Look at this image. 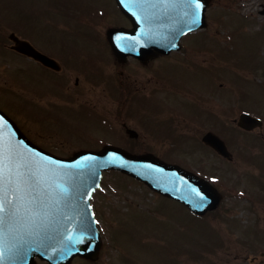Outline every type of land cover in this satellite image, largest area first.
Returning <instances> with one entry per match:
<instances>
[{
  "label": "rangeland",
  "instance_id": "rangeland-1",
  "mask_svg": "<svg viewBox=\"0 0 264 264\" xmlns=\"http://www.w3.org/2000/svg\"><path fill=\"white\" fill-rule=\"evenodd\" d=\"M100 12L105 19L97 16ZM263 12L264 0H212L206 28L183 39L185 50L142 64L132 57L118 62L111 53L105 31L121 21L111 0H0V108L30 138L62 157L79 145L97 149L102 138L137 151L157 142L152 147L157 156L185 168L202 166L222 194L218 206L199 217L121 172H106L91 198L103 259L112 264H249L264 251L259 229L264 230V204L260 198H238L242 189L260 195L258 187L264 186L263 177L253 175L260 168L264 175L263 154L247 151L264 152V125L244 132L234 122L244 111L264 121ZM11 32L55 57L63 72L46 73L14 54ZM86 53L99 65L83 64L80 55ZM198 104L206 108L200 110L204 115ZM75 106H82V113ZM88 108L96 113L93 121L84 114ZM100 118L120 136L112 138L99 126ZM154 121L159 135L144 128ZM123 123L138 132V140L126 138ZM168 126L181 136L176 144L166 134L165 144L158 139ZM211 129L225 135L234 160L203 146L200 138Z\"/></svg>",
  "mask_w": 264,
  "mask_h": 264
},
{
  "label": "water",
  "instance_id": "water-1",
  "mask_svg": "<svg viewBox=\"0 0 264 264\" xmlns=\"http://www.w3.org/2000/svg\"><path fill=\"white\" fill-rule=\"evenodd\" d=\"M199 1L202 5L196 0L188 8V3L180 0H150V5L142 6L139 0H117L133 29L108 30L116 55L133 52L125 48L129 38L135 41L136 54L150 53L153 44H157V52H168V43L162 48L158 45L168 41L172 47L177 46L183 33L205 25L208 0ZM145 37L150 38L142 40ZM9 38L14 42L13 49L57 66L26 40L13 33ZM252 124L251 118L241 115V126L249 128ZM203 141L226 154L217 138L212 140L208 134ZM27 143L17 127L0 113V264L31 263L34 255L55 264H68L77 254L94 258L100 237L88 200L99 186L101 170L108 167L144 181L197 213L213 209L220 199L210 184L148 155H132L107 146L100 152H83L68 160Z\"/></svg>",
  "mask_w": 264,
  "mask_h": 264
},
{
  "label": "flooded vegetation",
  "instance_id": "flooded-vegetation-1",
  "mask_svg": "<svg viewBox=\"0 0 264 264\" xmlns=\"http://www.w3.org/2000/svg\"><path fill=\"white\" fill-rule=\"evenodd\" d=\"M111 2H112V4H113V6L115 7V9H117V11H118V8H117V6H116V2H115V0H111ZM123 16L121 17V21L120 22H116V23H113L112 24V26H125V27H130L131 26V24H130V22H129V20L128 19H126L125 17L123 18ZM174 54V52H172V53H170V54H168L169 56H171V55H173ZM96 59H97V57H94V58H88V57H85V58H83V59H81L82 61V63H86V61L87 60H90L91 62H94V63H96V64H98L99 65V63H97L96 62ZM153 59V58H152ZM33 60V59H32ZM80 60V59H79ZM151 60V59H150ZM33 61H35V60H33ZM35 64H39V65H41L38 61H35L34 62ZM147 63V62H146ZM146 63H144V64H146ZM203 64V63H202ZM203 65H205V64H203ZM41 66H43V65H41ZM44 67V66H43ZM44 68H46L47 69V71H51V72H53V73H56L57 74V76L58 75H60L62 72H63V68L61 67V69L60 70H57V71H55V70H51L50 68H47V67H44ZM74 86H77L78 85V77H75V79H74ZM144 97H146V98H149L148 96H146V95H144ZM118 99V98H117ZM119 99H120V97H119ZM148 100H152V99H148ZM147 100V101H148ZM77 103H80V101L79 102H77ZM64 104H66V103H64ZM67 105V104H66ZM75 108H79L78 106H75ZM92 108H94V107H92ZM200 110H206V108L204 107V106H200L199 104H198V113H199V115H204L205 114V112H203V111H200ZM149 114V113H148ZM193 118V120H198L199 119V117H192ZM188 121H190V122H192L190 119H188ZM194 121V122H195ZM220 121H221V124H222V109H221V119H220ZM125 123H123V125H124ZM154 123L153 122H150L149 124H148V126H144V128L149 132V133H151V134H155V129H157V127H152V125H153ZM177 131H184L183 129H177ZM207 131H214V130H206V132ZM206 132H204V133H206ZM203 133V134H204ZM138 138V136L135 138V139H137ZM143 144H141V146H142ZM150 146H152V147H155V146H158V143L157 142H155L154 144H150ZM152 147H149V148H144L143 149V151H144V153H149V154H156V151H155V149L154 148H152ZM256 151H257V149H255ZM192 169H194V170H201V169H204L203 167H193ZM255 187V185H253L252 186V188H254ZM259 188V192H260V195H245V196H242L241 197V199H244V200H253V199H255V201L256 200H258L257 198H260V202H262L263 204H264V186H259L258 187ZM259 201V200H258ZM255 244V243H254ZM259 256H254V257H252L251 259H249L248 261H249V264H264V251H260V253L258 254ZM34 264H49L47 261H45V260H36L35 261V263ZM69 264H112L111 263V260H108V259H103L102 257L101 258H99L98 257V259H86V258H84V257H79V256H76V257H74L70 262H69Z\"/></svg>",
  "mask_w": 264,
  "mask_h": 264
}]
</instances>
